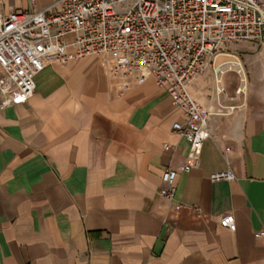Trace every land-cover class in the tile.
I'll use <instances>...</instances> for the list:
<instances>
[{"label":"crops","instance_id":"obj_1","mask_svg":"<svg viewBox=\"0 0 264 264\" xmlns=\"http://www.w3.org/2000/svg\"><path fill=\"white\" fill-rule=\"evenodd\" d=\"M52 1L0 0V13ZM229 50L246 92L232 67L217 93L220 59L192 81L216 113L171 198L162 173L190 143L173 129L183 114L167 88L150 77L122 90L97 57L48 62L32 97L0 110V264H264V41ZM227 168L234 180H211ZM230 213L235 231L220 224Z\"/></svg>","mask_w":264,"mask_h":264},{"label":"built area","instance_id":"obj_2","mask_svg":"<svg viewBox=\"0 0 264 264\" xmlns=\"http://www.w3.org/2000/svg\"><path fill=\"white\" fill-rule=\"evenodd\" d=\"M243 41H264V0H53L43 9L0 13V110L27 102L36 75L50 61L100 58L122 90L154 78L181 110L183 119L173 129L190 143L185 161L162 173L161 193L171 198L179 173L199 166L211 135L209 118L216 113L194 97L190 84L219 56L232 57L225 52L230 44ZM232 67L244 82L236 93L245 94V67L238 58L214 68L217 93L225 91L220 76ZM210 178L232 181L236 175L227 168ZM220 224L237 229L232 213ZM255 236L264 238V228Z\"/></svg>","mask_w":264,"mask_h":264},{"label":"rangeland","instance_id":"obj_3","mask_svg":"<svg viewBox=\"0 0 264 264\" xmlns=\"http://www.w3.org/2000/svg\"><path fill=\"white\" fill-rule=\"evenodd\" d=\"M238 43H240V42H238ZM233 44V43H232ZM225 52H231V50H229V46H228V48L225 50ZM220 59V60H219ZM219 61H223V60H227V59H234V58H232V57H228V56H223V55H221V56H219ZM248 72H247V70H246V74H247ZM248 75V74H247Z\"/></svg>","mask_w":264,"mask_h":264}]
</instances>
